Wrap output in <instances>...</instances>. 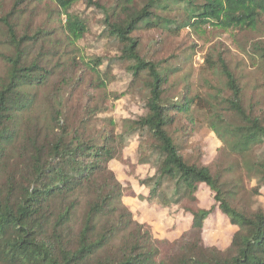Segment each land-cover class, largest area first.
Masks as SVG:
<instances>
[{
	"label": "trees",
	"instance_id": "1",
	"mask_svg": "<svg viewBox=\"0 0 264 264\" xmlns=\"http://www.w3.org/2000/svg\"><path fill=\"white\" fill-rule=\"evenodd\" d=\"M77 5L102 16L113 60L78 55L88 18ZM200 29L240 34L252 75L264 77V0H0V264H264V205L239 196L228 178L234 165L203 164L200 151L187 156L183 136L171 131L185 121L187 136L202 121L264 189V96L220 47L206 50L199 72L216 83L207 95L194 93L188 72L177 77L196 46L160 55L167 38ZM143 33L155 35L150 44ZM115 62L143 110L119 130L100 118ZM80 93L85 104L75 108ZM126 136L137 137L140 163L154 170L140 181L145 199L191 218L171 243L156 240L123 203L110 164ZM202 186L208 210L199 207ZM215 210L235 228L223 249L201 238Z\"/></svg>",
	"mask_w": 264,
	"mask_h": 264
},
{
	"label": "rangeland",
	"instance_id": "2",
	"mask_svg": "<svg viewBox=\"0 0 264 264\" xmlns=\"http://www.w3.org/2000/svg\"><path fill=\"white\" fill-rule=\"evenodd\" d=\"M106 4H111L112 0H103ZM75 9L88 18V32L84 39L76 44L78 55L87 61L96 57H103L107 60H113L117 53V47L109 39L101 37L102 16L97 10L85 9L84 6L77 5ZM148 35H154L149 34ZM145 45L150 44L153 36L142 34ZM151 37V38H150ZM155 37V35H154ZM244 40L240 34L232 32L210 31L200 29L195 33L193 30H184L177 37L167 38L164 48L160 51L161 56H169L172 53H181L191 46H196L194 55L188 51L190 62L177 77H182L188 72L190 83H194V93L203 92L204 94L214 93L212 86L216 87L212 75H199L200 69L204 64V54L209 47H220L223 49L229 66L242 78L245 77V84L249 87H256V94L264 96V77L261 74L251 73L245 56L242 54L241 47ZM112 82L107 88L106 108L107 112L100 118L110 119L114 126L119 130L122 126V120L134 119L142 114V102L139 95L132 89H129V76L122 66L116 62L111 65ZM3 71V65L0 63V74ZM203 79L209 81V84L203 85ZM203 85V86H201ZM85 94L80 93L76 100L75 108L85 104ZM197 117V116H195ZM201 120H203L201 118ZM187 122L180 121L177 127L171 131H177V136H183L182 142L185 154L194 158L198 151L202 155V163L206 165H222L229 167L234 165V171L228 177L240 186V197L245 202L252 205H264V189L257 186L255 179L248 175L244 164L240 162L236 154L232 155L229 149L218 139V137L209 128L198 121L190 126L186 134L182 132L183 124ZM136 136H126L125 147L120 151V157L110 164L111 171L122 186V200L125 206L132 212L136 222L150 229L152 236L159 241L171 243L184 233L190 225L191 218L184 214L179 207L170 205L164 208L158 201H149L145 197L148 189L140 184L141 180L153 176L154 170L151 165L141 164L137 147ZM258 154H264L262 148ZM198 203L200 208L209 209L212 205L210 192L206 187H200L198 191ZM235 232V228L229 223V220L218 210H215L206 220L205 228L202 232L203 244L207 247H216L223 249L228 246Z\"/></svg>",
	"mask_w": 264,
	"mask_h": 264
}]
</instances>
